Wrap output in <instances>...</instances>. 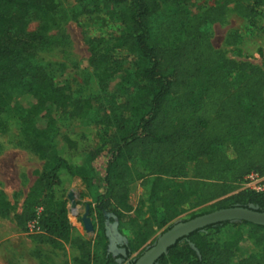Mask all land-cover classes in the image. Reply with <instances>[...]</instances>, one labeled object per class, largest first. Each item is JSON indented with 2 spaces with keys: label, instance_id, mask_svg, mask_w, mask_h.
<instances>
[{
  "label": "trees",
  "instance_id": "1",
  "mask_svg": "<svg viewBox=\"0 0 264 264\" xmlns=\"http://www.w3.org/2000/svg\"><path fill=\"white\" fill-rule=\"evenodd\" d=\"M84 1L94 10L112 11L123 26L118 45L137 56L128 73L111 67L109 52L88 40L98 83L114 92L105 109L91 99L74 106L69 84L56 81L35 53L41 34L27 31L28 20L51 12L54 0H0V131L10 110L19 132L36 139L30 147L44 159L18 212L0 191V215L22 231L33 224L31 237L52 248L68 244L70 260L57 264H121L117 258L141 248L190 202L217 199V209L264 210V192L239 189L249 172L264 176V64L226 57L203 31L225 21L227 1ZM251 7L243 9L250 14ZM152 17L157 29L150 26ZM238 38L236 30L228 31L225 44ZM15 92L27 101L16 102ZM102 155L104 189L89 205L96 222L88 238L69 222L66 194L75 177L96 187L93 162ZM135 180L146 192L134 208L128 194ZM113 221L137 227L124 255L109 250L106 224ZM224 228L228 234L218 236ZM154 264H264V226L207 225L179 238Z\"/></svg>",
  "mask_w": 264,
  "mask_h": 264
},
{
  "label": "rangeland",
  "instance_id": "2",
  "mask_svg": "<svg viewBox=\"0 0 264 264\" xmlns=\"http://www.w3.org/2000/svg\"><path fill=\"white\" fill-rule=\"evenodd\" d=\"M197 6L212 5L221 0H191ZM229 6L228 19L221 23L227 25L230 30H236L239 38L233 45L225 44L223 35L224 26L216 23L207 24L203 31L208 35L212 46L224 52L225 56L235 60H246L252 64L262 66L264 53L261 52L260 43L264 40V4L258 8L261 12L258 19L246 20L235 13V7L239 4H248L250 0H225ZM56 5L51 12L42 17L32 15L28 20L27 31L39 32L40 39L36 42L35 53L38 58L46 63L48 70L56 81H66L72 91L73 105H78L82 99H91L96 105L105 109L108 99L114 92L111 89L102 90L93 66L88 62L90 55L88 40L93 39L101 50H106L111 56V67H118L133 73L137 60L135 53L129 52L118 45L115 38L123 31V26L109 9L94 10L89 1L84 0H54ZM150 26L157 29V17H152ZM226 27V28H228ZM227 31V32H228ZM257 34L250 38V32ZM247 33H250L247 35ZM16 102H26L27 98L20 92H15ZM122 100L117 99V103ZM9 112L4 116L6 129L0 131V191L13 205L15 211H19L22 201L29 187L34 183L38 173L42 170L44 159L33 151L30 144L36 142L32 136H25L19 132L17 120L10 116ZM105 165L104 155L98 156L93 167L95 171V188L87 187L79 177H75L68 189L72 190L76 207L71 208L67 198L68 219L71 225L81 234L93 238L92 232H86L81 222V216L85 210V204L94 205V195L104 189L103 172ZM192 165L187 167V174L191 175ZM67 191V192H68ZM146 188L141 180H135L129 186L128 200L132 207H140ZM67 197V194H66ZM217 199L194 206L192 202L184 206V210L171 220L165 227L175 222L184 221L203 212L213 205ZM229 204L231 200H226ZM215 208V209H214ZM211 210V211H213ZM89 215V214H88ZM92 225L96 222L94 216H90ZM28 231H22L11 218L0 215V264H57L70 260V247L65 244L61 249L52 248L46 243H41L31 237L32 224H28ZM96 227V226H95ZM158 229L141 247L149 246L160 235L163 229ZM106 229L111 237L109 250L114 255H124L125 246L134 242L136 225L127 222H107ZM229 229H222L218 234H228ZM149 244V245H148ZM146 246V247H147ZM125 260L117 261L127 264L137 255L139 250Z\"/></svg>",
  "mask_w": 264,
  "mask_h": 264
},
{
  "label": "water",
  "instance_id": "3",
  "mask_svg": "<svg viewBox=\"0 0 264 264\" xmlns=\"http://www.w3.org/2000/svg\"><path fill=\"white\" fill-rule=\"evenodd\" d=\"M71 208L76 207V199L72 192H67ZM89 205L85 204V210L81 221L86 232L94 230L89 218ZM223 221H247L253 224L264 226V210H258L252 206L244 207L239 205L218 208L213 211L194 216L184 221H178L166 228L158 235L151 245L147 246L134 260L132 264H154L156 260L174 244L179 238L187 236L196 229Z\"/></svg>",
  "mask_w": 264,
  "mask_h": 264
},
{
  "label": "crops",
  "instance_id": "4",
  "mask_svg": "<svg viewBox=\"0 0 264 264\" xmlns=\"http://www.w3.org/2000/svg\"><path fill=\"white\" fill-rule=\"evenodd\" d=\"M251 2L250 3H248V4H239L238 5V7L236 8L235 7V13L239 16V17H241V18H243V19H246V20H254V19H258V17L260 16V14H257V11H259V12H261L260 10H259V6L260 5H262V4H255V3H253V1L252 0H250ZM246 5H249V6H252L251 8V13L250 14H248L244 9H243V6H246ZM229 6L230 5H227L226 6V17L228 16V12H229ZM250 15V16H244V15ZM227 19H228V17H227ZM259 20V19H258ZM216 24H218V25H222L221 23H216ZM222 26H224V32H223V35L225 36L226 35V33H227V31L228 30H230V27H228L227 25L225 26V25H222ZM226 27H228V28H226ZM251 33V34H250ZM250 33H247V35H249L250 34V38H252V37H254L256 34H257V32H253V31H251ZM260 45V47H261V52H262V54L264 53V40H263V42L262 43H260L259 44ZM109 239H110V242H111V237H109Z\"/></svg>",
  "mask_w": 264,
  "mask_h": 264
},
{
  "label": "built area",
  "instance_id": "5",
  "mask_svg": "<svg viewBox=\"0 0 264 264\" xmlns=\"http://www.w3.org/2000/svg\"><path fill=\"white\" fill-rule=\"evenodd\" d=\"M239 189L254 191V192H264V176L259 175L256 172H249L240 182ZM33 228V224H32Z\"/></svg>",
  "mask_w": 264,
  "mask_h": 264
},
{
  "label": "flooded vegetation",
  "instance_id": "6",
  "mask_svg": "<svg viewBox=\"0 0 264 264\" xmlns=\"http://www.w3.org/2000/svg\"><path fill=\"white\" fill-rule=\"evenodd\" d=\"M82 222V221H81ZM112 241L110 242V245H111Z\"/></svg>",
  "mask_w": 264,
  "mask_h": 264
},
{
  "label": "bare ground",
  "instance_id": "7",
  "mask_svg": "<svg viewBox=\"0 0 264 264\" xmlns=\"http://www.w3.org/2000/svg\"><path fill=\"white\" fill-rule=\"evenodd\" d=\"M74 208V207H73Z\"/></svg>",
  "mask_w": 264,
  "mask_h": 264
}]
</instances>
